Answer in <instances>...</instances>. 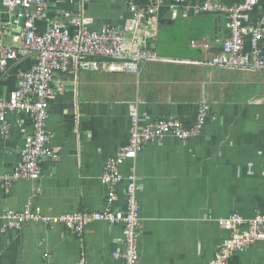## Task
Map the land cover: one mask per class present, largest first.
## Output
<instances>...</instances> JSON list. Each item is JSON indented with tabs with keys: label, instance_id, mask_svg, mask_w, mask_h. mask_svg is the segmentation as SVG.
I'll use <instances>...</instances> for the list:
<instances>
[{
	"label": "crops",
	"instance_id": "obj_1",
	"mask_svg": "<svg viewBox=\"0 0 264 264\" xmlns=\"http://www.w3.org/2000/svg\"><path fill=\"white\" fill-rule=\"evenodd\" d=\"M203 1L161 5L146 35L157 59L139 63L137 73L77 69L54 76L46 130L58 160L40 162L39 180H16L7 192L0 190V219L25 206L47 218L99 211L111 186L113 207L123 211L125 182L104 184L101 178L106 161L121 156L128 144L130 112L138 114L139 125L172 118L189 128L204 102L209 110L201 135L147 143L120 167L123 177H136L138 264H210L227 237L219 219L264 215V72L202 64L229 35L224 15L193 12ZM135 2L145 7L154 0ZM79 13L92 21L93 31L130 19L128 0H47L45 20L35 21L37 32L45 31L47 21L73 30ZM260 16L257 6L247 22ZM8 36L5 42L17 45ZM34 64L33 55H21L0 72V101L15 89L18 73ZM5 121L0 176L10 177L32 127L24 113H9ZM122 238L118 224L92 222L77 239L63 225L28 222L20 230L0 231V264H123L113 257L122 251ZM229 264H264V242L237 251Z\"/></svg>",
	"mask_w": 264,
	"mask_h": 264
},
{
	"label": "built area",
	"instance_id": "obj_2",
	"mask_svg": "<svg viewBox=\"0 0 264 264\" xmlns=\"http://www.w3.org/2000/svg\"><path fill=\"white\" fill-rule=\"evenodd\" d=\"M47 0H0V72L21 55H33L35 64L17 75L15 89L9 97L0 101V136L6 137L9 126L5 117L9 113H24L31 121L32 133L20 149V163L10 177L0 176V190L7 192L16 180H39L40 162H56V154L48 146L46 130L49 99L53 95L51 84L56 74L72 75L77 69L105 71L109 73H137L139 63L155 60V53L146 47L147 27L156 21L159 8L168 0H154L140 7L135 0H128L130 19L119 27H104L100 31L90 29L92 21L79 13L74 29L56 21H47L45 31L37 32L35 21L45 20ZM184 2V0H182ZM261 7V16L248 23V13ZM194 13L220 14L226 17L228 37L221 43L219 52L203 65L233 70L264 72V0H244L233 7L214 0H204ZM66 17L69 14H65ZM143 29V30H141ZM13 35L17 45L5 42ZM12 36V37H13ZM196 46L195 42H191ZM207 49V45H201ZM209 107L204 102L198 106L195 122L189 128L182 122L165 118L138 123V114L131 111L128 144L118 158H109L104 166L101 181L104 184L125 182V208L113 207L116 187H110L104 207L94 212H71L47 218L33 212L29 206L20 211L8 210L0 219V231L20 230L28 222L63 225L77 239L92 222H105L122 227V251L113 254L123 264H138L139 212L135 198L136 177L133 172L126 177L120 174L125 161L134 159L147 144L162 141L166 136L186 140L201 135ZM39 191V190H38ZM217 225L227 232L210 264H229L230 257L255 242H264V215L247 220L238 214L219 219ZM77 264H84L79 260Z\"/></svg>",
	"mask_w": 264,
	"mask_h": 264
},
{
	"label": "bare ground",
	"instance_id": "obj_3",
	"mask_svg": "<svg viewBox=\"0 0 264 264\" xmlns=\"http://www.w3.org/2000/svg\"><path fill=\"white\" fill-rule=\"evenodd\" d=\"M121 150V149H120ZM19 165V164H18ZM114 254V253H113Z\"/></svg>",
	"mask_w": 264,
	"mask_h": 264
},
{
	"label": "rangeland",
	"instance_id": "obj_4",
	"mask_svg": "<svg viewBox=\"0 0 264 264\" xmlns=\"http://www.w3.org/2000/svg\"><path fill=\"white\" fill-rule=\"evenodd\" d=\"M206 14H208V13H206ZM211 15V14H210Z\"/></svg>",
	"mask_w": 264,
	"mask_h": 264
}]
</instances>
